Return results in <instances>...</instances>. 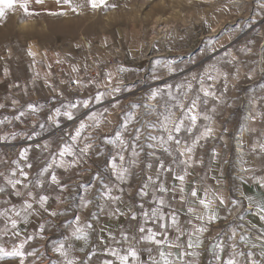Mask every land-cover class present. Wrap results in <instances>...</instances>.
I'll list each match as a JSON object with an SVG mask.
<instances>
[{"label": "rangeland", "instance_id": "obj_1", "mask_svg": "<svg viewBox=\"0 0 264 264\" xmlns=\"http://www.w3.org/2000/svg\"><path fill=\"white\" fill-rule=\"evenodd\" d=\"M29 50L36 56H30ZM213 68L219 72H213ZM120 72H124L122 78L118 77ZM206 73L217 77L215 82L206 81L214 83L217 98H209L208 104L201 103L200 108L211 120L200 119L191 135L180 134L182 142L190 145L205 125L214 130L213 135L202 139L195 148L194 160L198 163L189 168L185 183L186 196L193 187L198 189L199 196H203L205 188L210 190V198L214 200L212 210L218 217L209 220L208 245L203 254L195 257L196 264H216L211 246L218 241L224 244L222 257L226 259L231 252L229 237L233 228L237 231L239 250L247 252L249 247L239 241L246 232V219L254 226L251 229L254 234L259 236L264 230V220L255 211L253 215L248 214V197L257 202L264 200V188L260 187V181L264 180V152L258 147L264 143V87H261L264 85V0H105L103 6L96 8L89 0H70L69 3L28 0L27 13L19 2L12 9H6L0 18V105L4 106L0 108V120L4 121L0 124V143L21 144L23 148L0 156V173H3L0 175V189H3L0 211L13 206L19 209L25 199H30L29 191L37 200L40 195H46L48 210L33 202L27 220L16 217V229H11L9 222L7 234L0 231V245L11 250L32 237L27 240L24 251L34 255L27 256L25 264H63V258L53 251L57 246L54 242L59 241H64L66 248L71 245L70 257H75L77 264L114 260L106 249L127 246L121 240L122 232L139 237L138 229L144 223L142 211L155 206L152 202L154 185L147 190L148 196L139 193L147 176L155 177L160 160L166 167L171 165L174 171L160 174L158 182H163L169 192L157 195H165L167 203L181 212L182 206L173 201L180 194L172 191L174 185L179 187L174 172L183 170V165L178 166L181 157L174 144L172 156L146 146L152 142L146 139L151 130L144 122L154 120L155 116L145 115V106L161 103L159 99L149 98L152 90L166 91V85H172L175 91L176 85L188 81L198 89L193 76L198 78ZM224 73H227L226 79ZM72 83L76 88L71 87ZM115 88L120 91L114 92ZM98 92L105 93L100 103L94 99ZM89 98H92L89 108L75 109L74 120L59 117V128L48 120L56 108L64 111V105ZM29 104L36 105L38 111L28 109ZM133 104L139 107L133 108ZM20 112L25 115L16 119ZM90 112L102 114L100 126L90 127L84 134L91 133V139L81 137L79 141L81 147L93 143L90 151L81 154L79 164L72 170H67L70 158H65L64 167L54 166L40 177V170L58 153L63 142H70V135ZM130 112L136 119L124 132L129 142L124 155L126 161L132 158L131 144L136 128L142 129L140 140L136 141L141 155L138 166H132L131 174L121 183L115 180L109 167L111 157L120 149L105 143V137H114L116 131L122 130L124 117ZM249 113L253 116L250 128L245 119ZM240 135L242 138L238 139ZM46 137L51 139L50 153L42 150L41 141ZM237 141L244 154L238 153ZM25 149L26 159L20 156ZM152 152L154 156L150 155ZM174 158L177 163H173ZM148 164L152 165L151 169ZM18 168L28 173L27 180L20 176ZM13 170H17L13 178L24 180L27 188L21 184L13 189L7 183L6 178ZM52 172L57 175L58 184L51 183ZM38 178L44 181L41 187L36 185ZM101 180L113 185V195L120 196L121 200H103ZM17 190L22 193L19 197L15 195ZM212 193L222 197L224 203ZM81 197L91 203L83 207ZM234 200L239 203L233 204ZM163 210L169 212L168 207ZM53 211L58 215H50ZM133 212L136 219L131 218ZM76 216L81 218V224H92L87 230V240L71 236ZM5 223V218L0 217V230L5 228ZM144 226L146 230H160L158 223L152 220ZM149 247H153L155 255L153 245H138L145 264ZM251 250L256 253V259H260L262 249ZM0 264H19V258L4 257Z\"/></svg>", "mask_w": 264, "mask_h": 264}, {"label": "snow or ice", "instance_id": "obj_2", "mask_svg": "<svg viewBox=\"0 0 264 264\" xmlns=\"http://www.w3.org/2000/svg\"><path fill=\"white\" fill-rule=\"evenodd\" d=\"M19 2V6L23 8L24 12H28V0H0V18L5 15L6 9H12L14 5ZM37 3H42V0H36ZM66 3H69L70 0H65ZM91 6L93 8L103 6L105 4V0H89ZM75 10V9H73ZM30 56L35 57L36 53L29 50L28 53ZM59 62V61H57ZM159 63V62H158ZM73 71H76L73 68ZM120 71H125V69H120ZM213 72H219L218 69L213 68ZM111 75V74H109ZM225 79L227 78V73L223 74ZM217 79L216 76L211 73H206L200 75L198 78L193 76V80H196L199 84L198 89H194V84L191 81L186 83L178 84L175 86V91H173L172 85H166L165 89H154L151 92L150 99L157 100L159 99L161 103L157 105H146V113L148 116H155L154 120H145V125L151 131L149 132L146 139L151 141L152 143H148L146 146L149 149H159L164 153L172 156V145L176 146V151L179 153L181 159L178 161V166L183 165V170L180 173L174 172V179L178 180L179 187L174 185L172 188L173 192H179V201L181 203L185 202L187 197L194 198L199 205L206 210L207 219L215 220L217 219L216 213L212 210V205L214 200L210 198V190L205 188L203 191V196L198 195V189L193 187L190 191H187L185 188L186 178L190 175L189 168L192 167L194 163H198V161L194 160V152L195 148L199 144L202 139H207L211 135H213V128L209 125H205L203 131L196 135L191 144H187L186 142H182L180 138V134L182 132H186L189 135L193 133V130L197 127L198 121L203 119L205 121L211 120V117L206 113L200 110L201 103L203 105H207L209 102V98H217L216 92L214 91V83L207 84L206 81L215 82ZM261 87H264L262 85ZM114 92H119V88L113 89ZM194 95H190L193 94ZM202 94V95H201ZM105 93L98 92L94 97L96 103L102 102ZM166 97V98H165ZM203 97V99H202ZM92 98L77 100L74 103H68L64 105V111H61L60 108H56L54 115H50L48 120L57 128L60 126L59 117L63 116L67 120L71 121L75 119L74 110L78 107L82 106L83 108H89L90 101ZM15 104L16 101H13ZM4 107L0 105V108ZM133 108L139 107V105H132ZM28 109L32 112L38 111L37 106L34 104H29ZM107 111V109H105ZM215 111V108L212 109ZM24 112H20V115L15 117L19 119L20 116H24ZM102 114L97 112H90L86 119L80 120L78 126L74 129L73 134L70 135L71 142H63L60 146L58 153L51 157V161L40 170L39 176L43 177L46 173H49V170L55 167H64L66 163V157L77 156L76 145L78 141L83 137L85 140L91 139V133L84 135L88 128L90 127H99L101 123ZM252 119L253 117H249ZM7 119V118H5ZM135 114L127 113L124 117V123L121 125L122 130H118L115 133L114 137H105V143L111 144L113 146L118 147L120 150L113 155L109 161V167L111 170L112 176L118 182H125L128 176L131 174V167L138 166L139 156L141 152L137 151L136 141L140 140L142 129L136 128L135 136L133 138V142L131 144V159L126 161V157L124 152L129 148V142L124 137V132L128 130L129 123L135 122ZM4 121L0 120V124H3ZM41 128L44 127L43 124L40 125ZM153 132L157 134H152ZM15 133H13V138H15ZM47 147V145H45ZM92 145L90 143H85L82 148L79 149L81 154L87 153L91 149ZM259 150L264 152V143H260L258 145ZM255 150V149H254ZM150 155H155V152L150 153ZM20 156L24 159L27 158V149L23 150L20 153ZM157 159H159L157 157ZM119 161V162H118ZM75 159L72 161H68L69 164H74ZM173 163H177L175 158L173 159ZM31 164H28L27 167L31 168ZM147 167L151 169L152 165L148 164ZM20 176L27 180L28 173L25 172L22 168H18ZM164 171L173 172V168L171 165L167 167L164 164L163 160H160L155 177L153 175H148L146 182L143 183L142 188L140 189L141 196H148L149 192L147 191L150 186H155L152 189V202L155 204L150 210H143L142 216L144 223L140 225L138 232L141 234L139 237L133 235L129 236L127 233H121V240L127 246L125 248L120 247H108L106 252L114 257V260L108 259L104 260L102 264H145L144 261L141 260L140 250L138 245L141 243L153 245L155 247L156 254L153 255V247H149L146 250L149 253L147 264H196L195 260L186 259V257H197L199 255L198 252L191 251L192 249H199L203 246L202 234L207 231L204 227H197L192 225V231L186 233L185 230L180 225V218L178 212L175 208H173L170 204L167 203L165 199V195H157V193L167 194L169 189L165 186L163 182L160 181V174ZM17 174V170H13L10 177H7V183L11 185L13 189L17 188V185L23 184L25 188L28 187V184L24 183V180L14 179ZM3 175V173H0ZM97 179H99V175H97ZM50 181L53 184H58L59 180L55 172H52L50 175ZM43 179L38 178L36 180V185L38 187L43 186ZM101 184L103 185V190L100 192V196L105 201L117 202L121 200L120 196L113 195V185L109 183H104L101 180ZM118 187V185L116 186ZM260 187L264 188V180L260 181ZM3 191V189H0ZM87 191V189H86ZM122 191V189H121ZM16 196H21L22 193L20 191H15ZM215 196L216 199H219L220 203L223 204L224 200L222 197L217 196L215 193L211 194ZM27 196L30 199H25L22 202V205L19 209L13 206L10 210L5 209L0 211V217L5 218V228L0 230L5 235L8 232V223L10 222L11 229H16L18 225V221L16 217L23 218L27 220L28 215L31 214V210H33V202L38 203L40 208L47 211L45 205L48 201V197L46 195H40L38 200L36 199L33 192L29 191ZM249 208L255 207L257 209L258 214L260 215V219L264 220V200L257 202L252 197H248ZM91 203L90 200L81 197V205L83 207H87ZM239 203L238 201H233V204ZM141 209L144 208L143 204L140 205ZM165 207L169 208V212H165L163 209ZM101 210H103V206H101ZM9 211H11L12 215H9ZM119 211L118 209L116 210ZM189 214L195 215V219L203 221L205 216L197 215L196 210L189 206L187 209ZM115 214V212L113 213ZM124 215V213H120ZM50 215L56 216L57 212H50ZM95 215V213L93 214ZM132 219H136V214L133 212L131 214ZM149 220H152L154 223H158L159 231L154 230L153 228L145 229V224ZM74 227L72 228L71 236L75 237L77 240H87L88 239V229L92 228L91 223L81 224V218L79 216L75 217ZM191 225V220L188 221ZM169 229H173L176 233L174 239H169ZM40 231H44V225H40ZM13 235L18 236L19 232H13ZM111 239L115 240V237L109 234ZM187 235V240L185 244H182L181 237ZM195 237V239H194ZM237 231L235 228L231 231V236L229 237L232 243L230 244L231 252L228 257L225 259L222 257V253L224 252V244L222 242L214 243L211 246V250H214V259L216 264H264V230H261V234L256 237L259 244L254 243L251 239L245 235H241L239 237V241L244 243L246 247H249L247 252L243 250H239V245L236 242ZM32 239V237H28L26 240L21 241L18 245H15L11 248V250H7L4 246L0 245V259L4 257H18L19 264H25V258L27 256L34 255L33 252H25L24 247L27 243V240ZM67 239V238H65ZM57 244L54 247L53 251L59 254L60 257L63 258V264H77V259L75 257H70L71 245L65 247L64 241L54 242ZM119 243V242H117ZM261 248L262 250L259 252L260 259H256V253H254L251 249ZM177 250V251H174ZM83 251V249H80Z\"/></svg>", "mask_w": 264, "mask_h": 264}, {"label": "crops", "instance_id": "obj_3", "mask_svg": "<svg viewBox=\"0 0 264 264\" xmlns=\"http://www.w3.org/2000/svg\"><path fill=\"white\" fill-rule=\"evenodd\" d=\"M66 121H68V120H66ZM63 123H65V122H63ZM79 141H81V139ZM79 141H78V143L76 145L77 156L75 158H73V157H66V158H70L71 159V160L68 159L67 162L68 161H72L74 159L76 161L74 164H66L67 170L69 169L68 171H70L73 168H75L79 164V162H80L81 153L79 152V149L82 148V147H81V144H79ZM50 142H51V139H49L48 137L43 138L42 141H41L42 150H46V152L50 153V150L48 148L49 145H50ZM90 144L92 145L93 143H90ZM45 145H47V147H45ZM59 148H60V146L58 147V149ZM188 177L186 178V180L188 179ZM173 201H174L175 204L182 206L180 208L181 212L178 211L179 212L178 215H179V218H180V225L185 230L186 233H189V232L192 231V225H195L197 227H204V228L208 229L207 226L209 224V220L207 219L206 210L203 209V207L201 205H199L198 202L194 198L187 197L186 201L183 202V203H181L179 201V197H175L173 199ZM189 206L193 207L196 210V214L197 215H203V216H205V219L203 221L195 219V215L189 214L188 211H187V209H188ZM189 220H191V222H192L191 225L188 223ZM168 231H169V239H174V237L176 235L175 231L173 229H169ZM207 237H208V230L206 232H204L202 234V237H201L203 239V246L201 248H199V249H192L191 251H195V252H198L200 254H203L204 249L208 245ZM187 238H188L187 235L181 237V241L180 242L182 244H185ZM194 239H195V237H194ZM174 251H177V250L174 249ZM155 254H156V252H155ZM186 259L195 260V257H186Z\"/></svg>", "mask_w": 264, "mask_h": 264}, {"label": "bare ground", "instance_id": "obj_4", "mask_svg": "<svg viewBox=\"0 0 264 264\" xmlns=\"http://www.w3.org/2000/svg\"><path fill=\"white\" fill-rule=\"evenodd\" d=\"M164 37H165V34H164ZM149 105H154V104H149ZM249 117H253L252 116V114L251 113H249V116L247 117V118H245L246 119V126L248 127V128H250V126H251V123H252V119H250ZM241 134V133H240ZM242 138V136L240 135L239 137H238V139H241ZM240 142H238L237 141V146H238V153L241 155V154H244L243 152H245L243 149H242V147L240 146L241 144H239ZM237 153V152H236ZM239 154H238V156H239ZM240 159V158H239ZM243 159V158H242ZM237 163V162H236ZM238 165H240V164H238ZM241 167V166H240ZM240 183V182H239ZM242 194L243 195H245L243 192H242ZM252 211H255V214L257 215V216H259L260 217V215L258 214V212H257V209L255 208V207H252V208H248V214H252ZM253 215V214H252ZM246 223L248 222L247 221V219H246V221H245ZM244 223L245 225H246V227L244 228L245 230H246V232L244 233L245 234V236H247V237H251V238H255L256 239V237L258 236L257 234H254L253 233V231L251 230L254 226H252V225H250L249 223ZM249 228H250V230H249ZM248 229V230H247Z\"/></svg>", "mask_w": 264, "mask_h": 264}, {"label": "built area", "instance_id": "obj_5", "mask_svg": "<svg viewBox=\"0 0 264 264\" xmlns=\"http://www.w3.org/2000/svg\"><path fill=\"white\" fill-rule=\"evenodd\" d=\"M124 76V72L118 73V77L122 78ZM71 87L76 88V85L74 83L71 84ZM20 148H23L21 144H18L15 146L12 143H6V142H1L0 143V156L5 155V154H13L15 152H18Z\"/></svg>", "mask_w": 264, "mask_h": 264}]
</instances>
